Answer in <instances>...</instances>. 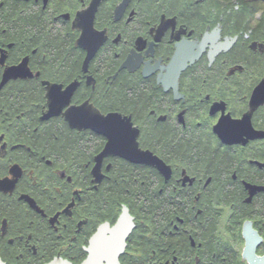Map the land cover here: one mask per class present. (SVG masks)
I'll return each mask as SVG.
<instances>
[{
    "label": "flooded vegetation",
    "instance_id": "flooded-vegetation-1",
    "mask_svg": "<svg viewBox=\"0 0 264 264\" xmlns=\"http://www.w3.org/2000/svg\"><path fill=\"white\" fill-rule=\"evenodd\" d=\"M263 80L264 0H0L1 258L264 256Z\"/></svg>",
    "mask_w": 264,
    "mask_h": 264
},
{
    "label": "water",
    "instance_id": "water-1",
    "mask_svg": "<svg viewBox=\"0 0 264 264\" xmlns=\"http://www.w3.org/2000/svg\"><path fill=\"white\" fill-rule=\"evenodd\" d=\"M262 88L264 89V80L260 84V86L256 88L253 94V98L255 99L254 104L258 103L259 97L264 99V92H262L264 90H261ZM55 102L58 107L60 105L59 110L61 109L63 105L68 103V101L66 100L64 101V103H61V104H59L57 100ZM76 110L77 111H75L73 114H71V112L66 114V115H70V116H67V119L68 121L71 122L73 127L77 125L80 127L84 125L86 122L89 125L96 126V127H104V126H110L113 128L120 127V124L116 123V120L119 118L118 116L104 118L96 110L89 109L86 104L80 107H76ZM86 113H89V114H86ZM94 113H96V115H94ZM98 117H103L104 119L101 120ZM92 120L95 121V124L92 123ZM105 121L109 122V124H106ZM128 126H131V123ZM130 137H131V141L128 140V145L124 146L123 148L119 150H112L111 142H108L103 152L100 155H104L106 151L107 152L112 151L115 153H119L122 156L132 159V160L139 161V160L145 159L146 162L156 165V156H153L149 151H143L138 147V142L136 140L137 132L131 133ZM147 155L151 156V158L147 157ZM246 237H247V243H246V247L244 251L245 256L248 257L251 264H264V256H258L255 252V242L253 241L255 239L254 234L251 231L246 230ZM0 264H6V262L3 261L1 256H0ZM48 264H73V263L63 258H56ZM79 264H105V263L98 261L94 257V254L90 253L88 258ZM107 264H114V263L108 262ZM116 264H118V262H116Z\"/></svg>",
    "mask_w": 264,
    "mask_h": 264
},
{
    "label": "trees",
    "instance_id": "trees-1",
    "mask_svg": "<svg viewBox=\"0 0 264 264\" xmlns=\"http://www.w3.org/2000/svg\"><path fill=\"white\" fill-rule=\"evenodd\" d=\"M29 99V97L28 96H25V101H27ZM71 149V148H70Z\"/></svg>",
    "mask_w": 264,
    "mask_h": 264
},
{
    "label": "rangeland",
    "instance_id": "rangeland-1",
    "mask_svg": "<svg viewBox=\"0 0 264 264\" xmlns=\"http://www.w3.org/2000/svg\"><path fill=\"white\" fill-rule=\"evenodd\" d=\"M63 135H64V134H63ZM64 136H66V135H64ZM66 137H68V136H66ZM63 141H65V142H66V141H67V139H63Z\"/></svg>",
    "mask_w": 264,
    "mask_h": 264
},
{
    "label": "snow or ice",
    "instance_id": "snow-or-ice-1",
    "mask_svg": "<svg viewBox=\"0 0 264 264\" xmlns=\"http://www.w3.org/2000/svg\"><path fill=\"white\" fill-rule=\"evenodd\" d=\"M98 118L101 119V120L104 119L103 117H98Z\"/></svg>",
    "mask_w": 264,
    "mask_h": 264
},
{
    "label": "bare ground",
    "instance_id": "bare-ground-1",
    "mask_svg": "<svg viewBox=\"0 0 264 264\" xmlns=\"http://www.w3.org/2000/svg\"><path fill=\"white\" fill-rule=\"evenodd\" d=\"M71 262V261H70Z\"/></svg>",
    "mask_w": 264,
    "mask_h": 264
}]
</instances>
